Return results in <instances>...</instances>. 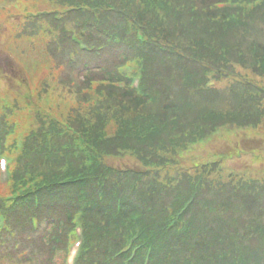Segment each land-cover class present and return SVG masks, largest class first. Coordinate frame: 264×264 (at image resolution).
I'll use <instances>...</instances> for the list:
<instances>
[{"label": "trees", "instance_id": "1", "mask_svg": "<svg viewBox=\"0 0 264 264\" xmlns=\"http://www.w3.org/2000/svg\"><path fill=\"white\" fill-rule=\"evenodd\" d=\"M0 24L36 96L0 76V264H65L77 223L76 264H264V174L234 162L264 147V0H0Z\"/></svg>", "mask_w": 264, "mask_h": 264}, {"label": "rangeland", "instance_id": "2", "mask_svg": "<svg viewBox=\"0 0 264 264\" xmlns=\"http://www.w3.org/2000/svg\"><path fill=\"white\" fill-rule=\"evenodd\" d=\"M0 30L2 31V33L0 34V76H2L4 78L3 82L1 83V86H6L7 89L6 90H10V91H16L19 90L20 87L17 85V83L15 82L14 78H18L23 80L24 84L26 82V84L29 83L30 78L28 75L29 72L24 69V67L22 66L21 63H19L15 58H12L10 54L7 53L6 48H4V45L7 42V36L8 33H5V31L9 30L7 28H5V26L3 24H0ZM4 34V35H3ZM21 54H24L23 51H21ZM40 58V55L34 50L31 56V62L36 63V61ZM17 59H19L17 57ZM7 74V78H5L4 74ZM40 74V73H39ZM38 74V75H39ZM29 85V84H28ZM25 88H27V85L25 86ZM12 95V94H10ZM257 135V133H256ZM264 137V135H257L258 138ZM257 137H254V140L251 142H246V148H251V147H257L259 142H257ZM249 139V138H248ZM248 141V140H247ZM243 156H245L247 154V152H242ZM250 154V160L248 157L242 158V159H237L234 162L236 163V167L237 168H241L242 166H247V164H251L252 166H258L259 171L262 172L264 174V165H259L258 163H253L254 160L260 162H264V147L263 148H259V149H254L251 150ZM215 155H213L212 157H214ZM123 162L125 164H129L131 166V164L129 163V158L123 160ZM246 163V164H245ZM139 164L137 162L133 163V166L137 167ZM263 167V168H261Z\"/></svg>", "mask_w": 264, "mask_h": 264}]
</instances>
